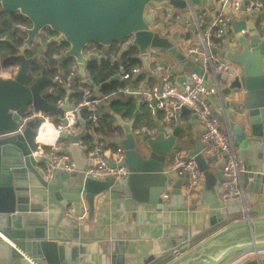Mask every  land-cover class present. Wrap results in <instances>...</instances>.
<instances>
[{"label": "water", "instance_id": "1", "mask_svg": "<svg viewBox=\"0 0 264 264\" xmlns=\"http://www.w3.org/2000/svg\"><path fill=\"white\" fill-rule=\"evenodd\" d=\"M192 2L206 6L212 4V0ZM0 5L6 11H18L33 23L31 28L26 29V46L36 41L42 28L50 27L58 33L57 42L69 44L65 53L59 56L60 63L55 69L62 70V62L68 59L76 67V74L67 86L55 82L46 68L41 75L30 76L29 60L21 48L17 57L22 64L16 76L0 75V264H264V240L255 239L254 223L251 221L254 214H264V28L259 30L255 21H248L249 15L257 16L256 9L250 13L242 10L237 17L229 7L224 9L232 19L235 32L248 29L249 34L247 38L236 40L242 50L234 52L225 43L219 51L227 59L233 58L241 69L232 75H219L223 110L212 111L221 128L236 132L245 168L243 185L250 195L249 199L246 197V204L240 197L229 198L223 200L226 212L211 210L207 226L203 221L196 226H178L171 244L172 247H182L184 252L189 251L183 258L166 261L162 256L167 251H163L160 256L150 254L141 260L143 248L137 241L119 237L104 240V250L92 263L86 260L83 249L71 245L67 237L59 233L60 227L66 229L68 224L73 225L79 220L84 211L83 201L93 214L95 195L107 192L108 197L124 200L129 223L136 221L139 225L146 223L145 215L149 212L188 208L186 200L189 193L183 188L189 182V174L180 176L179 168L166 167L169 156L179 144L183 127L169 130L156 117L155 131H151L148 119L141 114L140 105L129 120L111 111L117 120L116 126L125 133V137L114 139L123 145L124 157L118 163L114 157L107 161L112 165L125 166L126 171L118 178L109 176L99 180L84 173L86 167L95 162L94 157L89 160L84 157L85 148L81 146L85 137L94 139L87 129L90 109L79 108L80 129L77 132L65 130L59 134L58 140H67L69 146H57L46 154L36 152L38 129L44 117L37 115L29 119L22 131L18 130L19 124L26 116L40 112L50 119L51 115L57 116L66 123L65 112L83 99L85 87L90 88L93 95H99L106 85L121 79L119 75H114L101 84L94 83L87 65L90 61L100 62L102 56L96 52L87 54L88 47L92 45L105 49L117 46L118 57L137 47L138 56L146 69L150 60L161 65L173 62L175 82L181 85L187 67L192 66V70L201 72L199 63H193L192 54H188L185 47V42L194 39L198 28L188 18L167 19L166 10L161 9L168 6L171 13L176 14L177 10L187 8L185 0H0ZM150 5L158 12L149 13ZM211 18L212 14L208 20ZM188 23L184 29L183 25ZM213 51L218 52V48H213ZM140 74H135L133 79ZM27 80L31 83L28 84ZM54 82L53 88L61 84L59 90L64 89L63 98H60L61 92L48 90ZM241 91H245L243 100H232ZM79 93H83V97L77 101ZM52 96L58 99L51 101ZM225 96L231 100L224 101ZM117 98L114 96L111 99ZM141 102L138 99V103ZM231 106L243 113L239 120L237 117L240 114L228 111ZM84 110L87 111L85 115ZM181 112L186 114L191 110L183 106ZM203 146L199 136L195 148L189 151V157L195 159L201 173L208 171L209 163L216 161L215 156L203 155ZM66 153L72 155L75 169L66 171V161L62 160L55 169L54 178L47 179L49 168L55 165L54 157ZM102 153L101 149L99 154ZM253 154L257 155V164L248 162ZM224 164L225 159L218 162L216 175L219 179ZM168 175L174 180L171 186ZM168 186L171 187V194L164 200L161 194ZM36 200L40 202L36 203ZM53 206L59 208V214L54 219ZM246 235L249 240L229 245L218 256L210 254V251L220 247L224 237L235 241ZM246 251L250 253L241 255Z\"/></svg>", "mask_w": 264, "mask_h": 264}, {"label": "crops", "instance_id": "2", "mask_svg": "<svg viewBox=\"0 0 264 264\" xmlns=\"http://www.w3.org/2000/svg\"><path fill=\"white\" fill-rule=\"evenodd\" d=\"M243 1L244 3H247L249 0H243ZM261 1L264 4V0ZM199 6H201L200 9L204 8L208 14H213L215 11H217V9H219V0H212V4L210 6H206V5H199ZM227 7L230 8L231 13H233L234 16L236 17L239 16V14L242 11V8L240 9L235 8L233 2L228 4V6H226L225 8ZM176 14L180 15L181 18L183 17L188 18L190 22L193 21L188 11V8L177 10ZM249 20L255 21L259 30L263 29L264 10L256 17L254 15H249L248 21ZM189 24L190 23L183 25V28L186 29V26H188ZM188 28H190V26ZM248 34L249 31L246 34L242 32L240 33L235 32L233 23H230V26L226 33V39L219 38L217 44L219 56L224 61H227L228 63L232 64V66L235 67L236 72H240L241 65L236 63L234 60H232L233 58L227 59L226 57L222 56L219 53V51L224 48L225 43H228V47L234 52L242 50L240 49L241 47L238 48L237 41L240 40L241 38L242 39L247 38ZM193 37H194L193 40H189L185 42L186 48L194 44H200L198 31L194 33ZM117 54L111 53V60L113 65L117 61H120L121 57H118ZM158 64L159 63H155L150 60L149 68L146 69L143 67V62H141L140 66L142 67V72L138 76V78L133 79L134 82L132 83H134L136 86H143V87L158 84L160 81V74L156 70ZM58 65L59 63L56 64L55 68ZM190 69H192V66L187 67L186 70H190ZM57 70H59L60 72ZM70 71L71 68L68 71V73H63L62 70L55 69V71L49 75H51L54 79L55 74L62 73V77L64 76L66 80ZM119 71H120L119 76L121 79H123L122 73L124 69L121 67ZM139 78L141 79L139 80ZM175 78L176 75L173 74L174 82H175ZM63 84L66 86L68 85L65 83ZM121 96H123V98L125 97L126 100L128 96H130L128 99L133 98L134 107L132 106L133 103L131 102L130 108L133 107L132 110L117 111L114 108V106H112V101H113L112 99L110 101H107L106 104H104L101 107L102 115L104 116V113L106 112L107 117L105 118L102 117L103 119H101V121L99 122V127H100L99 132L97 133V135L93 134L94 139L85 137L83 139V142H81V146L85 148V151H83V155L88 160L91 157L90 150H92L96 145H100L102 147L103 150L102 156L105 157L107 160L112 159L114 157L115 152L119 147L123 148V145L116 143L114 139L125 137V133L123 132L121 127L116 126L117 120L110 113L111 111L119 113L126 120H129L132 118L133 114L137 111V106L140 105L141 114L148 119L149 128L151 131H155L156 124L154 120L156 117H159V119L162 122V117L160 113L158 116L152 115L149 112L147 106L143 102L138 103V99H139L138 96H134V95L133 96L121 95ZM121 96H117V97L121 98ZM244 96H245V91L237 92L235 95L236 99H232V100H234L235 102H241ZM209 100L213 110H217V111L223 110V102H222L223 100L220 96L218 95L211 96ZM229 100H231L230 97L228 96L224 97V101H229ZM231 110L236 112L238 115L240 114V116L237 117V120H239L241 115H243V113L241 114V110L238 111L237 109H235L234 106H231L228 109V111ZM86 112L87 111H85V113ZM178 118H179L178 121L169 124L167 127L169 128V130H174L177 126L183 127L184 131L178 138L179 144L175 148V150H183L186 153V155L189 156V151L194 149L196 146V140L199 138V136L201 138L202 126L198 123V121L195 118V115L192 112L186 114L181 112ZM50 121L56 125L61 122L59 117L52 115ZM50 121L48 120V122ZM43 129H46V125ZM231 133L233 137L234 148L236 149L239 156H241L239 152L240 145L236 142L237 140L235 135L236 132L234 130H231ZM46 134L51 135L49 131H47ZM57 145L63 148L69 146V142L67 140L59 139L57 141ZM43 148L45 150V154L50 151H53L52 147L49 145L44 146ZM67 154L72 158V155L70 153ZM171 161H172V156L170 155L168 164L166 166L167 168L171 164ZM219 161L220 160L212 161L211 163H209L208 166L210 169L199 175V179L196 186L190 187L189 182L184 185L183 188L184 192L189 193V198L186 200V204H188V208L186 210H169L164 208L161 211H157L154 213L151 212L147 213L145 215L146 223L143 225H139L136 221H131L129 223L130 219L129 220L127 219V215H126L127 211L125 210L124 207V200L114 199L108 197L107 192H100L96 194L94 197L93 214L90 213L89 206L85 203V201H83L82 207L84 211L80 215L79 220L75 221L73 225L68 224L66 229L60 227L59 233L61 235H65L71 245L79 246L81 249H83L84 253L86 254L85 257L86 260H90L92 261V263H95L98 260L100 254L102 253V250H104L105 248L103 244L104 240H106L107 238H119V237L133 238L137 241V244L141 248H143V251L140 254V259L142 257L150 256V254L154 256H160L163 251H167V253L162 256V258L166 261H168L169 259H171L170 261H172L173 258H178V259L183 258L186 254H188L189 251L184 252L185 249H182V247L181 248L179 246L172 247L171 244L172 238L176 236L175 233L177 227L181 226V224H189L196 226L197 224H199V222L202 221L207 226L209 224V219L212 216V214L210 213L211 210L220 209L221 211L223 210L224 212H226V207L223 201L224 200L223 193L225 191V188L221 182V179H219L218 176L216 175L217 165ZM248 162L251 164H257L258 163L257 155L255 154H253L252 156L250 155L248 158ZM262 170L264 172V162H263ZM168 180H170L169 184L171 186V184L174 183V180H172L169 175H168ZM166 193H168L169 195L171 194V187L168 186L166 189L162 191L161 196L164 200L167 199L164 196V194ZM247 196L249 199L250 197L249 193H246V197ZM251 196L257 198V196L255 195L251 194ZM35 202L37 203L40 201L36 200ZM118 204H120V207H118ZM52 213H53L52 217L54 219L59 214V208L57 206H53ZM215 213L216 212H214V214ZM251 221L254 223L253 233L255 239L258 241L264 240V214L263 215L257 213L254 214L251 218ZM218 230L220 229L218 228ZM109 235L110 237H108ZM246 240H249L248 235H246V237L244 238L237 239L235 241L234 240L230 241L228 236L224 237L221 240L220 247L210 251V254L212 256H218L229 245L235 243H241ZM149 246H152V248H149ZM177 250L179 251V253H175L177 252ZM262 251H264V248ZM173 252L175 253V255L173 254ZM249 253L250 251H246L241 255L249 254ZM239 256H236V258Z\"/></svg>", "mask_w": 264, "mask_h": 264}, {"label": "built area", "instance_id": "3", "mask_svg": "<svg viewBox=\"0 0 264 264\" xmlns=\"http://www.w3.org/2000/svg\"><path fill=\"white\" fill-rule=\"evenodd\" d=\"M185 1L187 2V8L191 18L198 28L197 31L200 38V44L189 46L187 53L192 54L191 58L193 63L195 61L199 63L201 72L192 69L185 70L183 72L184 80L181 85H178L173 80L172 63L167 65L158 64L156 70L160 74L159 83L143 87L136 86L132 83L134 82V75L142 72V67L136 65L129 71H123L122 78L127 82L113 92L104 95H93L92 90L85 87L83 99L73 108L65 112L66 123L61 121L56 125L50 121L48 115L45 113H32L26 116L23 122L19 124L18 130L22 131L25 123L31 118L37 115L44 117V121L38 129L37 153L45 154L44 146L49 145L52 148H56L58 146V136L61 132L68 130L69 132L75 133L80 129L78 119L79 108L90 109L87 129L91 134L97 135L100 128L99 122L103 117L101 107L114 96L131 94L138 96L152 115L158 116L159 113L161 114L162 122L167 126L178 121L181 108L185 106L191 110L198 123L202 126L201 139L204 142L202 148L203 155L215 156L216 161L225 159L221 177V182L225 188L223 199L227 200L229 198L240 197L246 204V192L243 185V172L245 170L243 160L234 148L231 131L221 128L219 120L212 115L213 108L209 100L214 95L221 97L222 83L219 75L221 73H229L232 75L237 72L235 67L227 61H224L218 52L213 51V48H217L219 38H223L226 35L230 23H232L231 17L224 11V8L228 4L233 2L235 8H242L247 13L256 9L257 15L264 10V4L261 0H249L247 3H244L243 0H219V9L208 20L210 14L204 8L200 9L201 6L194 4L192 0ZM161 9L166 10L165 17L167 19L175 17L177 19L181 18L180 15L171 13V7L166 6ZM148 12H158V10L153 5H150ZM241 32L246 34L248 30L242 29ZM98 47V45L89 46L87 54L95 52ZM75 74L76 67L73 64L66 80L62 77V73H58L54 75V81L69 85V79ZM62 103L63 100L60 101V104ZM45 125L46 129H43ZM47 131L51 135L46 134ZM101 149L102 147L100 145H96L90 150V156L95 158V162L93 165L86 167L85 175L94 179L103 180L109 176L118 178L125 173L126 167L109 164L107 159L99 154ZM171 156L172 161L169 167L172 169L179 168L181 176L189 174V186H196L201 172L195 159L187 156L183 150L174 149ZM123 157V148L119 147L115 152L114 159L118 163ZM54 158L55 165L49 168L46 174L47 179L54 178L55 169L62 160L66 161L64 166L66 171H73L75 169L76 164L67 153L62 156H55ZM164 196L169 198L170 195L166 193ZM175 253H179V251L177 250Z\"/></svg>", "mask_w": 264, "mask_h": 264}, {"label": "flooded vegetation", "instance_id": "4", "mask_svg": "<svg viewBox=\"0 0 264 264\" xmlns=\"http://www.w3.org/2000/svg\"><path fill=\"white\" fill-rule=\"evenodd\" d=\"M33 23L29 18L20 14L18 11L9 12L4 10L0 5V32H2V37H0V43H3L2 48L7 51V55L0 59V70L5 77H15L21 67V60L17 57L21 53V48H23V53L29 60V75L39 76L43 73L44 68H46L48 74L55 71L56 64L59 62V56L65 53L69 44L67 42H57L56 38L58 33L53 31L50 27H44L41 29L40 33L37 35L36 41H33L26 46V39L28 34L26 29L31 28ZM98 49L95 50L97 54L103 56L105 53V48L98 45ZM71 63V64H70ZM62 72L68 73L72 66L70 59L62 62ZM65 79V77L63 76ZM28 84L31 82L29 80ZM70 81V79H69ZM54 84L48 86V90L53 88ZM51 101H55L52 96Z\"/></svg>", "mask_w": 264, "mask_h": 264}, {"label": "trees", "instance_id": "5", "mask_svg": "<svg viewBox=\"0 0 264 264\" xmlns=\"http://www.w3.org/2000/svg\"><path fill=\"white\" fill-rule=\"evenodd\" d=\"M0 37H2V32H0ZM2 45H4L3 43H0V59H2L4 56L7 55V51L5 49L2 48ZM119 51V47L114 48V45L111 46L109 49H105V53L104 55L101 57V61L97 62V61H90L87 65V68L89 70L90 73V77L92 78V80L94 81V83L96 84H101L105 81H107L108 79H110L112 76L114 75H119L120 73V68L122 67L124 69V71H129L133 66L136 65H141V59L139 58L138 54V49L137 47H133L131 49H129L128 51H126L123 56L120 58V61H117L114 65L112 64V60H111V53L117 54ZM1 69V68H0ZM141 78H139L140 80ZM125 85V80L120 79V80H113L110 84L106 85L102 90H101V95L104 94H108L110 92L115 91L119 86H123ZM59 86H61V84H56V91L61 92L60 98H63L65 93H64V89H60L59 90ZM87 86V85H85ZM83 97V93H79L78 95H76V100L79 101L81 98ZM130 96H128L129 98ZM123 96H121V98L116 99L115 101H112V106H114V108L118 111V110H132V108L134 107V100L132 99H128L126 100V98ZM58 98H55V100H57ZM131 102L132 104V108H130V104ZM83 114L85 115V111L83 112ZM104 118L107 117V114H105L103 116ZM103 119V118H102Z\"/></svg>", "mask_w": 264, "mask_h": 264}, {"label": "rangeland", "instance_id": "6", "mask_svg": "<svg viewBox=\"0 0 264 264\" xmlns=\"http://www.w3.org/2000/svg\"><path fill=\"white\" fill-rule=\"evenodd\" d=\"M2 72H3V70H0V75H1ZM200 174H202V173H200Z\"/></svg>", "mask_w": 264, "mask_h": 264}, {"label": "bare ground", "instance_id": "7", "mask_svg": "<svg viewBox=\"0 0 264 264\" xmlns=\"http://www.w3.org/2000/svg\"><path fill=\"white\" fill-rule=\"evenodd\" d=\"M43 133V132H42Z\"/></svg>", "mask_w": 264, "mask_h": 264}]
</instances>
